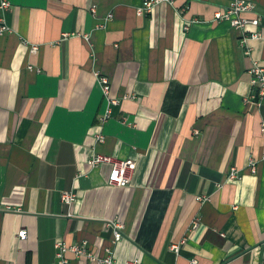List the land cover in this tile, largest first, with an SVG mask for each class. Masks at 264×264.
<instances>
[{"label":"crops","instance_id":"crops-1","mask_svg":"<svg viewBox=\"0 0 264 264\" xmlns=\"http://www.w3.org/2000/svg\"><path fill=\"white\" fill-rule=\"evenodd\" d=\"M7 1L0 264H56L58 241L99 258L112 248L118 264H264V98L247 101L264 40L250 38L247 55L242 30L216 21L234 0H174L152 14L139 13L146 0ZM244 1L255 7L244 16L260 18L245 32L264 34V0ZM102 76L119 100L104 125ZM95 154L134 160L132 183L110 185L111 166L88 163ZM113 222L124 225L116 246Z\"/></svg>","mask_w":264,"mask_h":264},{"label":"built area","instance_id":"built-area-1","mask_svg":"<svg viewBox=\"0 0 264 264\" xmlns=\"http://www.w3.org/2000/svg\"><path fill=\"white\" fill-rule=\"evenodd\" d=\"M162 3H174V0H146L144 6L139 10L140 14H152L157 6ZM3 16L0 17V36H4L6 34H12L13 29L7 24L5 14L9 12L12 8V5L9 1L3 0L0 6ZM254 6L251 3H248L244 0H234L231 7L225 13H218L216 15V21L227 20L230 21L233 28L242 30L243 39H242V47L246 49V54L251 53V50L247 48V43L250 38L252 39H263L264 34L261 32L248 34L245 32V28L247 25L258 26L260 24V18L248 19L244 15L247 13L254 12ZM112 17V16H110ZM188 30V26H186ZM38 48L34 47L33 52H37ZM250 55V54H249ZM253 75L252 85L254 86L253 92L251 96L248 98V102H253L257 106L262 105V100L264 98V69L258 66H254L250 72ZM100 84L102 86V90L104 96L107 100V106L104 114L100 118V124L104 125L111 118L113 114V107L118 105L119 100L112 97V88L111 82L107 77L100 78ZM127 99V98H125ZM261 131L264 134V121L261 124ZM97 141L100 143H105L106 137L101 134L97 136ZM92 167H100L102 165L111 166V174L109 176V184L115 187L124 188L129 186L132 183L133 175L137 169V163L134 160H120L113 156H107L103 154H95L88 162ZM253 173H257V164L252 163ZM229 176L230 181H234L239 179V174L237 169H232ZM62 199L67 204H72L76 201L77 196L74 193L66 192L63 194ZM204 198H199V200H203ZM113 232H114V245L116 246L124 239V225L120 222H113ZM200 226V222L196 221L193 225V229H197ZM28 237V232L26 230H22L19 233L20 240L24 241ZM57 258L58 261L56 264H70L67 258V254L69 252H73L77 257L80 258H88L90 261L98 263V264H118L115 257V250L112 248H108L107 256L105 258H99L93 253L87 250V245L75 244L73 246H68L65 243L58 241L57 242ZM172 249L179 253L180 245L172 246ZM194 261L192 264H196ZM125 264H141L140 260H132L128 261Z\"/></svg>","mask_w":264,"mask_h":264}]
</instances>
